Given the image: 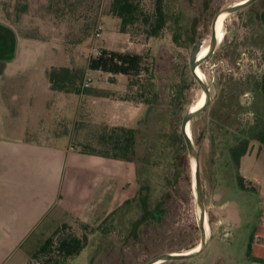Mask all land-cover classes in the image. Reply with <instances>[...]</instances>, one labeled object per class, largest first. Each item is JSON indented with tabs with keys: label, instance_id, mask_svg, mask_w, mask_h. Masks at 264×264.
<instances>
[{
	"label": "rangeland",
	"instance_id": "obj_1",
	"mask_svg": "<svg viewBox=\"0 0 264 264\" xmlns=\"http://www.w3.org/2000/svg\"><path fill=\"white\" fill-rule=\"evenodd\" d=\"M38 1L1 0V15L19 26L35 24V21L23 20V11L36 9ZM111 1L60 0L58 6L63 11V19L75 16L81 36L49 39L62 43L74 41L76 70L84 72L81 80L76 81L80 87L95 48L137 52L143 56L142 69L135 77L91 70L90 88L81 93L82 109L92 121L117 123L116 116L126 113V123L136 125L137 179L129 181L138 186L137 193L123 208L87 227L68 215H54L61 223L50 224V220H46L31 233L8 264H45L49 254L36 251L50 235L56 243L69 233H87V245L65 264H146L163 253L187 251L201 241L195 160L180 135L184 114L203 95L201 85L190 71L189 56L197 40L209 45L217 12L243 0H166L168 23L158 37L146 36L140 26L130 28L129 33L122 32L120 18L109 12ZM141 2L147 11H153L154 0ZM262 10L264 0H255L249 7L226 13L222 25L225 39L217 42L214 52L199 65L209 86L210 106L194 117L189 127L199 153L208 227L206 246L194 257L162 260L158 264H263L250 259L248 249L264 211V188L246 178L263 176L264 145L251 139L241 171L230 159L225 135L229 132L231 140L232 135L252 134V128L264 124V94L252 90L254 81L249 82L246 77L253 73L264 76V24L257 16ZM97 29L100 36H96ZM175 31L179 32V43L173 39ZM129 78L136 84L130 87L128 94L142 104L131 120L128 114L133 112L120 109L115 102L96 93L98 90L119 93L127 86ZM237 83H240L241 107L233 103L229 110L226 106L228 89ZM98 124L91 127L89 141L82 150L109 151L104 136L112 126H96ZM110 169L111 174L117 173L116 167L111 165ZM238 175H245L241 179L243 185ZM109 180V197L114 199L118 180L112 175ZM145 183L149 185L150 207L163 200L167 211L161 222L150 219L142 223L138 237L134 238L131 228L142 213L138 189Z\"/></svg>",
	"mask_w": 264,
	"mask_h": 264
},
{
	"label": "crops",
	"instance_id": "obj_2",
	"mask_svg": "<svg viewBox=\"0 0 264 264\" xmlns=\"http://www.w3.org/2000/svg\"><path fill=\"white\" fill-rule=\"evenodd\" d=\"M58 1L40 0L36 9L23 11V20L35 24L19 26L0 10V264H8L46 220L60 224L54 215L97 224L137 193L138 186L129 181L137 179L134 161L81 149L97 122L132 127L126 113L116 116L117 123L92 121L81 100L90 87L78 92L76 80L67 83L68 90L51 83L55 67L76 71L77 46L72 39L62 43L49 38L81 36L75 16L63 19ZM127 89L128 84L119 93H96L133 112L131 120L142 104L121 98ZM111 165L116 174L110 173ZM111 175L118 180L114 199L109 197ZM246 179L264 188V173ZM251 254L264 259V211Z\"/></svg>",
	"mask_w": 264,
	"mask_h": 264
},
{
	"label": "trees",
	"instance_id": "obj_3",
	"mask_svg": "<svg viewBox=\"0 0 264 264\" xmlns=\"http://www.w3.org/2000/svg\"><path fill=\"white\" fill-rule=\"evenodd\" d=\"M246 7H249V5ZM109 12L113 16L120 18V30L122 32L129 33L130 28L140 26L142 27L145 35L148 37L160 36L168 23L166 0H154L152 12L147 11L143 7L141 0H112ZM257 16L258 19L264 24V10L260 11ZM179 37V32L175 31L173 34V39L177 43H179ZM142 60L143 56L137 52L108 50L106 48H103L100 55L93 56L90 58L88 67L92 70H101L110 73H123L129 77H135V75H138L142 69ZM83 73L84 72L82 70L70 72L65 67H55L49 73V77L54 88L68 90L67 83H69L70 81L73 83L74 80L77 81V79L81 80ZM246 77L249 82L252 79L254 81V86L252 90H258L264 94V76H259L253 73L247 74ZM135 84L136 83L134 82V80L132 78H129L128 89L121 96V98L137 102L135 97L128 94L130 87L135 86ZM239 84L240 83L231 85L228 89V102L226 106L227 109L229 108V110L233 103L234 105H238L239 107H241L238 98L241 93V91H239ZM79 85L77 88L78 92L81 91V87ZM209 106L210 103L208 102L206 106L201 111H199L194 117L201 115ZM259 126L260 124H257L256 127L252 128V134L246 133L242 134V136L241 134H235L231 136V140H229V132H225V135H227L226 143L228 144L227 150L230 159L237 167L240 166L241 158L250 151L251 139H257L264 145V124L262 127ZM108 131L109 132L105 133L106 136H104V138L109 144V151L107 150L104 153L98 154L110 156L112 158L134 161L136 158L135 155H137V128L127 126H112ZM180 135L182 137V140H184L182 132ZM238 177L240 178V184L243 185L241 179H243L244 177L242 175H238ZM138 197L140 199L142 213L141 216L134 222L131 228V235L134 238L138 237L137 230L143 222L151 218H156L158 221H161L165 212V208L162 206L164 205V201L158 202L154 208L150 207L148 202V184H143L140 186V188L138 189ZM129 201H131V199L126 200L123 205L128 203ZM118 209L120 208H117L116 210L112 211L110 215L115 213V211H117ZM76 222L81 223L84 227L90 225L87 223H83L78 219H76ZM86 245V232H84L82 235L69 233L65 236H61L60 238H58L56 243L54 242L53 235H50L39 246L36 253L43 251L49 254L48 260H45V264H65L68 259L78 254ZM251 246L252 238L250 240L248 249L249 258L254 261L264 262L263 258L253 256L251 254Z\"/></svg>",
	"mask_w": 264,
	"mask_h": 264
},
{
	"label": "water",
	"instance_id": "obj_4",
	"mask_svg": "<svg viewBox=\"0 0 264 264\" xmlns=\"http://www.w3.org/2000/svg\"><path fill=\"white\" fill-rule=\"evenodd\" d=\"M255 0H243L239 3L224 7L220 9L212 23V33H211V39L209 43V50L208 53L203 56L202 58H199L198 54L201 50V45H202V40H197L195 44L193 45L191 49V53L189 56V66H190V71L195 77V79L199 82V84L202 87L203 93L205 95V100L202 106L192 110L191 108L188 109V111L184 114L182 121H181V126H180V131L182 132L184 136V140L186 142L188 151L191 156H193L195 160V186H196V194H197V203L199 206L200 214H199V219H200V227H201V241H200V248L194 252L187 253V252H172V253H163L158 255L157 257L153 258L152 260L148 261L146 264H152L157 260H181V259H187L194 257L198 254H200L203 249L206 246L207 243V229H206V208L204 204V199H203V190H202V184H201V179H200V174H199V153L193 143V140L191 139V136L187 133L186 127L189 125L190 121L194 118V116L201 111L206 104L209 102L210 99V92H209V86L208 84L196 73V68L200 65L201 62H203L205 59H207L215 50L218 39L215 31V25L216 21L219 17L220 14L222 13H233L236 12L250 4H252ZM225 38V34L223 35L222 39Z\"/></svg>",
	"mask_w": 264,
	"mask_h": 264
},
{
	"label": "bare ground",
	"instance_id": "obj_5",
	"mask_svg": "<svg viewBox=\"0 0 264 264\" xmlns=\"http://www.w3.org/2000/svg\"><path fill=\"white\" fill-rule=\"evenodd\" d=\"M225 15H226V13H222V14H220L219 15V17H218V19H217V21H216V25H215V31H216V35H217V39L219 38V40L223 37V35H224V31H223V29H222V25H223V20L225 19ZM218 40V42H220ZM203 44V43H202ZM201 47H202V45H201ZM208 50H209V45H208V47L206 48V50L204 51V47L201 49V51L199 52V54H198V56H199V58H202L203 56H205L207 53H208ZM196 73L204 80V72H203V70H202V68L200 67V66H198L197 68H196ZM204 100H205V95H204V93H203V95H201L200 97H199V99H198V101H197V103L193 106V107H191V109L192 110H194V109H196V108H198V107H200V106H202V104L204 103ZM186 130H187V133L190 135V127H189V125H187V127H186ZM206 229L208 230V227H207V223H206ZM199 246L196 248V250H198L199 248H200V243L198 244ZM195 249V248H194ZM195 250V251H196ZM185 252H187V253H191L190 251L188 252V251H185ZM193 252H194V250H193ZM161 260H157V261H155L154 263H156V262H160ZM154 263H152V264H154Z\"/></svg>",
	"mask_w": 264,
	"mask_h": 264
},
{
	"label": "built area",
	"instance_id": "obj_6",
	"mask_svg": "<svg viewBox=\"0 0 264 264\" xmlns=\"http://www.w3.org/2000/svg\"><path fill=\"white\" fill-rule=\"evenodd\" d=\"M98 29H101V27H99ZM98 29L96 31V36H100L101 35L100 30H98ZM101 52H102V49H96L95 48L94 49V56L100 55ZM91 57H93V56H91ZM87 70L88 71H85V75H84L83 80H82V84H81L82 88L89 87L91 85V82H92V76L90 75L91 74L90 71L92 69L88 68Z\"/></svg>",
	"mask_w": 264,
	"mask_h": 264
},
{
	"label": "flooded vegetation",
	"instance_id": "obj_7",
	"mask_svg": "<svg viewBox=\"0 0 264 264\" xmlns=\"http://www.w3.org/2000/svg\"><path fill=\"white\" fill-rule=\"evenodd\" d=\"M222 22H224V20L222 21ZM218 40H219V38H218ZM222 40V38L219 40V41H221ZM204 47V51L206 50V48L208 47V45H202V47H201V49ZM201 51V50H200ZM146 184V183H145ZM143 185V184H142ZM161 201H163V200H161ZM160 202V201H159ZM158 203V202H157ZM164 204H165V201H164ZM156 206V205H155ZM154 206V207H155ZM164 208H165V212H164V215H165V213H166V211H167V209H166V207L164 206V205H162ZM123 207H124V205H123ZM122 207V208H123ZM153 207V208H154ZM151 219H153V220H155V221H157V222H161L163 219H164V216H163V219L161 220V221H158L156 218H151ZM150 220V219H149ZM148 221V220H147ZM146 222V221H145ZM144 223V222H143ZM140 227V226H139ZM139 229V228H138ZM137 235H138V230H137ZM199 245H196L195 247H192L191 249H189V250H187L188 252L190 251H192L193 252V250L195 251L196 250V248L198 247ZM195 248V249H194ZM159 262H156V263H154V264H158Z\"/></svg>",
	"mask_w": 264,
	"mask_h": 264
}]
</instances>
